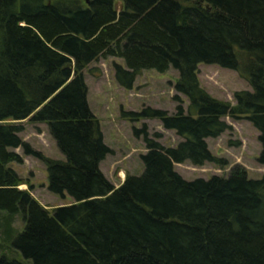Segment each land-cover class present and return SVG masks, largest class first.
<instances>
[{
	"label": "trees",
	"instance_id": "obj_1",
	"mask_svg": "<svg viewBox=\"0 0 264 264\" xmlns=\"http://www.w3.org/2000/svg\"><path fill=\"white\" fill-rule=\"evenodd\" d=\"M100 57L123 60L115 78L127 89L142 70L177 72L175 113L121 116L158 119L182 140L164 146L145 124L134 128L143 171L117 187L99 167L110 148L87 101L84 71ZM201 63L235 70L250 90L234 104L211 96ZM226 116L252 123L264 165V0H0V264H264V176L234 165L186 180L174 169L225 164L206 139L232 130ZM26 118L47 125L64 160L23 142ZM19 147L73 203L47 208L19 188Z\"/></svg>",
	"mask_w": 264,
	"mask_h": 264
},
{
	"label": "rangeland",
	"instance_id": "obj_2",
	"mask_svg": "<svg viewBox=\"0 0 264 264\" xmlns=\"http://www.w3.org/2000/svg\"><path fill=\"white\" fill-rule=\"evenodd\" d=\"M115 64L123 65V60L118 57H100L89 64L84 71V78L89 107L98 119L103 142L110 148V153L100 162L99 167L106 178L117 187L127 174L138 175L143 171L141 155L146 153L147 149L142 136L135 135L134 128L140 129L145 124L148 136L153 138L154 133H159L160 136L156 140L164 146H175L182 138L175 131L165 129L158 119L131 121L121 116L124 111L139 112L144 107L175 113L179 104L174 98L177 94L174 90L176 70H142L132 87L127 89L116 81ZM198 79L211 96L230 104L235 103L236 91L250 90L247 81L235 70L216 64H199ZM179 97L186 107V98L182 95ZM224 120L231 125L232 130L216 138H207L206 141L211 153L222 158L225 164L219 166L207 162L202 166H194L188 161L176 163L174 169L184 179L226 176L234 165L243 167L249 178L258 179L264 176V165L257 161L261 149L258 131L244 118L233 119L226 116ZM18 123L22 126L19 136L32 151L39 152L45 160H64L45 123L31 122L28 118ZM14 151L22 158L20 164L10 163V167L22 179L20 189L29 190L34 199L47 208L73 203L69 196L62 197L47 189L46 163L43 159L25 153L22 147ZM14 225L21 228L18 215Z\"/></svg>",
	"mask_w": 264,
	"mask_h": 264
}]
</instances>
